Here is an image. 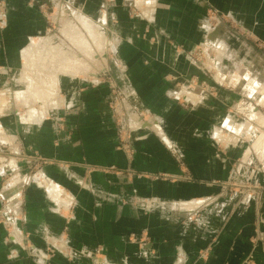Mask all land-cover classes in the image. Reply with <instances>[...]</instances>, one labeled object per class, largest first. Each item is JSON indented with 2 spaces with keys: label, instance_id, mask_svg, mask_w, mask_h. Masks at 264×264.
<instances>
[{
  "label": "crops",
  "instance_id": "crops-1",
  "mask_svg": "<svg viewBox=\"0 0 264 264\" xmlns=\"http://www.w3.org/2000/svg\"><path fill=\"white\" fill-rule=\"evenodd\" d=\"M30 1L7 0L10 8L4 40L0 34V65H7L4 69L19 65L16 50L29 34L48 27L44 20H24L25 14L34 11ZM61 1H73L95 19L104 14L113 30L120 32L118 69L111 79L119 81L135 105L153 113L161 133H166L165 140L178 154L156 135V127H152L155 119L135 128V151L128 155L117 147V128L108 103L109 82L91 86L63 78L62 89L76 103L57 109L66 118L65 129H59L60 118L57 122L37 118L20 126L13 117L10 132L19 136L13 134L7 140L19 139L26 163L47 158L50 164L36 173L58 184L74 204L70 210L58 207L49 185L26 182L19 206L20 226L28 245H20L18 239L6 243L8 231L0 222V264H96L98 252L110 264H240V257L251 250L253 209L247 210L238 205L236 196L227 195L218 204L220 208L202 211V225H194L187 217L193 203L221 191V186L211 181L228 180L236 171L240 150L221 149L212 136L224 116L225 102L231 98L219 91L212 98L206 95L200 105L186 108L169 93L175 88L173 79L192 69L181 48L202 43L201 22L210 6L223 15V19L218 16L222 27L228 26L224 23L227 17L232 24L229 30L248 33L243 42L264 47V0H158L151 24L130 16L128 4L136 0ZM102 6L110 9L107 14ZM158 30L176 43L156 41ZM4 79L1 74L0 80ZM4 128L0 121V130ZM25 162L19 172L30 176L35 170ZM131 234L138 235L139 242H147L148 257ZM208 245V254H203ZM257 255L261 264L262 254Z\"/></svg>",
  "mask_w": 264,
  "mask_h": 264
},
{
  "label": "rangeland",
  "instance_id": "rangeland-1",
  "mask_svg": "<svg viewBox=\"0 0 264 264\" xmlns=\"http://www.w3.org/2000/svg\"><path fill=\"white\" fill-rule=\"evenodd\" d=\"M30 2L32 4L30 6L34 11H30L31 14H25L24 20L26 22H35L38 19L44 20L48 27L39 33L29 34L25 43L16 50L19 65L11 69H4L7 65H0V75L5 76L4 80H0V121L3 122L5 127L4 130H0V140L4 141L0 142V211L6 212V215H9L8 212H10L16 218L14 226L18 229L16 232L18 239L25 237V232L20 226L22 211L21 206H19V199L23 193L21 191L22 186L26 182L36 180L46 183L47 186L49 185L48 189L52 194V199L58 207L63 206V209L70 210L74 204L71 195L60 188L58 184L44 177L42 173H36V169H42V166L50 164L47 158L26 160L27 164L23 156L25 150L19 144V139L10 142L7 140L13 134L19 136L10 132V127L14 121V119H11L13 117L18 119L17 124L20 126L37 118L54 120V122L59 121L60 118L61 120L58 122L59 129L61 131L65 129L66 118L62 117L57 109L64 110L67 107L76 105V103L69 99L71 96H68L62 89L61 80L63 78L70 79L71 82L80 81V84L86 83L91 86L109 82L111 95L108 103L112 119L117 128V147L123 149L128 155L133 154L135 151L132 143L135 128L142 126V124L147 126L155 119L156 124H153L152 127L153 129L156 127V135L162 141L164 140L165 145L173 153L178 154L174 145L167 143L165 140L166 133H161L163 132L162 127L158 125V119L155 118L153 113L135 105L131 95L119 87V81L111 79V75L116 73L118 69L116 62L118 55L117 40L120 32L113 30V27L107 23L104 14L100 19H95L83 11L82 8L76 6L73 1L32 0ZM130 2L132 3L128 4L130 16L132 18H144L148 24H151L150 19L153 16L151 14L155 10L154 6H157L158 0ZM104 6L101 7V10H104L107 14L110 9ZM9 8L7 0H0V34L3 40L5 39L4 29L8 26L5 22L9 15ZM73 12L83 13L92 24H102L101 30L106 44L105 47L102 46L100 50H97V58L90 55L91 51L93 52L96 48L92 47L88 32L86 33L80 27L81 23L73 16ZM218 16L223 19V15H218L215 8L210 6L209 14L203 17L201 22L204 34L202 43H196L189 48L179 47L182 50L181 52L189 57L192 69L187 74L183 73L182 76L173 79L175 88L170 91L169 97L181 103L183 107L189 108L200 105L206 95L207 98H212L219 91L221 94L224 92L225 95H228L231 100L225 102L224 116L216 124L212 136L221 149L226 151L228 149H239L240 154L234 164L236 171L230 179L210 182L220 185L221 191L205 197L202 199L203 201L193 203L192 212L187 217L191 223L200 226L202 222L199 218L204 209L215 206L218 209L217 207L220 208L218 204L226 199L227 195L236 196L238 205L244 206L247 210L253 209L254 212L253 233L250 237L251 250L240 257V264H259L258 253L262 254L261 264H264V122L259 120L262 115L264 116V106L259 103L264 96V47H250L254 44L248 42L249 40H246L247 43L243 42L245 38H249L248 33L245 36L241 32L229 30L227 27L232 28V24L228 23L227 17L224 23L228 26L222 27L223 21L218 19ZM69 26L72 28L69 29ZM76 26L83 30L82 36L79 37L91 45L89 49L84 46L88 50L86 52L84 48L77 47L76 43L70 39L73 35L71 31ZM94 27L97 28L96 24H94ZM158 39L176 43L175 39L170 37L168 33L159 30L156 31V41ZM34 43L37 44L36 55L28 65L29 68H25L24 52L30 49ZM181 44L180 42L178 46H181ZM70 59L72 63H67L66 61ZM73 59H76L74 61L78 63L73 62ZM67 64L76 67L78 72L64 71ZM93 71H96V74L89 75ZM27 72L31 75V81L34 83L39 81V75H41L40 79L42 78L43 87L34 85L37 87L35 89L37 91L43 89L44 96L49 88L48 79L51 74L56 72L58 74V85L56 84V87L53 88L54 92L47 98L35 97L37 99L31 100V102L28 100V104L18 108L17 93L31 90L29 79L26 77ZM201 77L204 78L201 79ZM217 95H220V93ZM257 111L261 112L262 115L256 114ZM16 157L23 160L17 161ZM24 162L31 168V171L35 170L30 176H24L19 172ZM67 164L62 163L66 166ZM108 169L106 168V170ZM132 203L137 205L136 201ZM3 220L0 217V222ZM2 225L7 226L3 222ZM131 237L134 242L140 243L139 246L143 256L148 257L146 246H144V243L147 242H144V240L139 242L136 234H131ZM20 241V245H28V241L25 239ZM209 248L208 245L203 254H208ZM97 258L100 262L97 260L96 264H110L103 253L98 252Z\"/></svg>",
  "mask_w": 264,
  "mask_h": 264
},
{
  "label": "bare ground",
  "instance_id": "bare-ground-1",
  "mask_svg": "<svg viewBox=\"0 0 264 264\" xmlns=\"http://www.w3.org/2000/svg\"><path fill=\"white\" fill-rule=\"evenodd\" d=\"M74 17L75 18H77L80 22H81V24L80 25H82L84 28H85V30H86V32H88V34H89V36H90V40L89 41H91V43H92V47H94V48H96V49H92L93 50V52L91 51V53H90V55H92V57L93 58H96V57H98V54L96 53L97 52V50H100L101 48H102V46L103 47H105V38H104V36H103V32H102V30H101V28H102V26H100V25H98V24H96V26H97V28H95L94 27V24H92L91 22H90V20L88 19V17H86L85 15H83V13H81V12H75L74 13ZM75 22V21H74ZM70 28H72L71 26H69V29ZM74 28V27H73ZM80 27H75L72 31H71V33H73V35L71 36V40L72 41H74L75 43H76V45H77V47H79L80 46V48H84V46H86V47H88V49L91 47V45L89 44V43H87V42H85V41H83L79 36H82V32H83V30H81V29H79ZM65 30V29H64ZM70 32V31H69ZM67 35V34H66ZM39 47V46H38ZM85 49V48H84ZM104 49V48H103ZM36 51H37V45L36 46H32L30 49H28V50H25V56H26V60H27V62H26V68H29L28 67V65L31 63V60L35 57V55H36ZM86 51H88L87 49H85V52ZM54 56V55H53ZM48 58V57H47ZM44 59H46V58H44ZM49 60V59H48ZM74 60V59H73ZM79 61V60H78ZM67 63H72V60L70 59V60H68V61H66ZM81 62V61H80ZM64 64H65V62H64ZM51 68V67H50ZM64 71H67V72H75V71H77L78 72V70H77V68L75 67H73V66H69V64H67V66L65 65V68H64ZM80 71H81V69H80ZM62 73V72H61ZM89 73V72H88ZM92 74H96V71H93L92 73L90 72L89 73V75H92ZM40 77H41V75H39V81H37L36 83H34V82H32L31 81V75H29L28 74V76H27V78L29 79V82H30V88H31V90L29 89V91H26V92H18L17 93V96H16V101H17V103H18V108H21V107H23L22 105H25V104H28V100H30V102H31V100L33 101V100H35V99H37V98H35V97H48V96H50V95H52V93L54 92L53 91V88H55L56 87V84H57V80H56V78H57V72L56 73H53V74H51L50 75V78L48 79L49 80V82L47 83L48 84V90H46V93H45V96H44V94H43V92H42V90H40V89H38V91L37 90H35L37 87L34 85V84H36V85H39L40 87H43L42 86V78L40 79ZM40 82V83H39ZM58 85V84H57ZM56 91V90H55ZM34 98V99H33ZM48 100V99H47ZM259 103L261 104V105H263L264 106V96L262 97V99L259 101ZM256 114H261V112H259V111H257V113ZM262 115V114H261ZM259 120L260 121H263L264 122V116L262 115V118H259Z\"/></svg>",
  "mask_w": 264,
  "mask_h": 264
},
{
  "label": "built area",
  "instance_id": "built-area-1",
  "mask_svg": "<svg viewBox=\"0 0 264 264\" xmlns=\"http://www.w3.org/2000/svg\"><path fill=\"white\" fill-rule=\"evenodd\" d=\"M6 212H2L0 211V217L3 218L4 220L2 221L4 224H7V231H8V238L5 239L6 243L9 242H13L14 240L17 241L18 239V235H17V231L18 229L15 228V224H16V218H14L13 214H11L10 212H8L9 215L5 214ZM5 221V222H4ZM1 222V224H2ZM11 226V227H10ZM24 240V238L21 237V239L18 240Z\"/></svg>",
  "mask_w": 264,
  "mask_h": 264
}]
</instances>
